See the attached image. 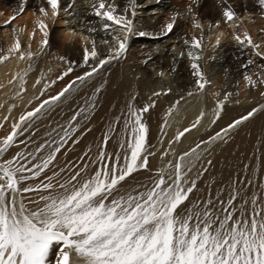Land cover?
I'll return each instance as SVG.
<instances>
[{
  "label": "snow or ice",
  "instance_id": "snow-or-ice-1",
  "mask_svg": "<svg viewBox=\"0 0 264 264\" xmlns=\"http://www.w3.org/2000/svg\"><path fill=\"white\" fill-rule=\"evenodd\" d=\"M257 2L264 10V0ZM138 3L139 0H127L120 9L115 0H100L95 16L110 22L104 24V30L109 31L115 24L125 33L104 41L110 47L109 54L102 56L93 41L91 49L84 50L83 64L89 70L83 75H77L56 94L41 99L56 80L73 71V62H69L56 80L44 82L42 76L36 79L32 87L39 94L34 108L11 118L18 105L7 106L4 120L11 118V130L0 137V264H264V176L258 175L260 169L244 164V175L232 176L215 192L216 181L200 186L201 177L208 171L202 163L208 146L261 109L253 108L207 141L177 153L172 143L201 125L205 115L202 111L190 127L177 132L174 141L169 140L168 149L161 151L160 158H170L154 173L149 157H155L157 152L149 142L144 113L155 106V101L139 109L129 104L127 113L115 117L102 138L69 156L81 145L84 132L91 131L85 126L96 103L89 97L64 123L50 114L105 65L124 55L135 34L133 18ZM196 3L192 0L188 5L189 13ZM46 4L48 7L41 5L34 10L36 25L44 37L40 52L21 51L17 39L8 55L0 56V62L16 54L20 61L27 60L31 68V62L43 53V46L48 45V21H55L61 11L60 0H46ZM25 8L26 2L21 3L6 25L23 14ZM222 15L226 23L239 19L230 5L225 6ZM215 26H219V21ZM174 27L173 20L165 26V35ZM193 27L200 29L202 35L193 36L190 47L199 50L203 47V24L193 19ZM146 35L139 32L141 37ZM234 39L247 44L264 60L261 44L249 32L237 34ZM219 42L217 37V45ZM188 56L193 61L194 92H203L210 81L196 62L199 56H193L191 51ZM253 63L249 59L243 67L247 69ZM258 69L244 75L250 87H264V65H258ZM27 75L25 69L9 81L18 84L15 99L21 102L27 91ZM95 91L99 93L100 89ZM193 94L188 92L189 96ZM160 95L159 91L153 93ZM229 96L231 93L217 101L216 118ZM5 107L0 104V108ZM211 123L215 124L216 119ZM161 132H165L163 127ZM206 164L210 166L212 161L209 159ZM142 171L148 173L146 179L130 183Z\"/></svg>",
  "mask_w": 264,
  "mask_h": 264
},
{
  "label": "bare ground",
  "instance_id": "bare-ground-1",
  "mask_svg": "<svg viewBox=\"0 0 264 264\" xmlns=\"http://www.w3.org/2000/svg\"><path fill=\"white\" fill-rule=\"evenodd\" d=\"M187 1L139 0L136 16L133 18L135 34L130 37L128 49L124 55L105 65L99 74L87 80L84 85H80L68 101L60 104L50 114L52 118L63 123L70 118L75 110L83 106L89 97H92L96 103L95 109L90 110L89 122L85 126L91 131L88 132V135L81 137V145L75 153L69 154L70 157L102 138L108 130L109 123L115 117L127 113L129 104L139 109L155 101V106L148 113H144V121L149 126V142L155 146L152 150L157 152V155L150 160L153 165L152 170L159 169L170 158H160L161 151L168 149L169 140L174 141L177 132L190 127L202 111L205 115L201 125L186 133L179 142L172 143V148L177 153H183L195 147L202 140L207 141L209 137L217 132H222V129L246 115L253 108H259L260 111L229 130L223 139L216 140L208 146L207 152H218L214 154L211 168L206 173V177L201 179L200 186L204 187L216 181L217 183L213 185V192H215L221 183H227L232 176L244 175V164H250L252 169L258 167L260 169L258 175L264 176V95L261 94L264 93V87L252 88L244 80L245 73L259 71L258 65H264V60L257 57V60L245 69L243 65L250 59V55L253 57L256 55L251 47L243 48L233 43L234 36L243 35L245 31L249 32L255 41L258 31L255 24L259 21V23L264 22V10L259 7L257 0H197V3L193 4V19L201 22L204 28L203 46L207 53L203 66L198 64L205 77L210 72L209 68L218 63H224L239 80L237 87H232V90L227 91L231 93V96L225 101L223 110L216 118V103L224 100L226 92L223 89L224 84L221 78L212 80L211 89L208 90L205 87L203 92H194L195 77L192 75L191 69L193 61L186 62L185 57L180 59L174 53L173 48H168L171 44H175L174 48L180 51H185L190 47L191 38L194 35L184 33L183 27L187 25L182 19L176 18L183 7H188L192 3V0ZM23 2H26L25 11L13 21V29L6 30L2 34L0 56L8 55V49L17 39L21 42V51L40 52L41 41L44 37L36 25L37 13L34 10L41 5L48 7L46 0H0V8L4 9L9 17H12L17 14L20 4ZM72 2L78 3L77 0H60L59 16L55 21H48V45L43 46V53L31 62V68L28 67L27 60L20 61L16 54H12L7 61L0 62V104L6 105L5 108H0V125H2L0 137L10 132L11 118H18L21 111L31 110L37 105L36 96L39 93L32 87L37 78L42 76L44 82L56 80L57 76L67 70L69 62H73L71 66L75 68L74 71L60 82L56 80V83L51 85L52 88H49L41 99L47 98L48 95H54L67 83L74 80L77 75H83L86 70H89L88 66L83 64L84 50L86 47L91 49L93 41H95L98 52L102 56H107L110 47L104 41L111 40L112 36L116 34L125 35L115 24H111L109 31L104 30V24L110 22L95 16V6H98V0L89 3V5L95 3L93 7L81 6L78 9V6L75 7ZM126 3L127 0H115V4L119 5L120 9H123ZM228 5L237 13L239 19H235L234 22L238 21L239 24H242L240 31L234 30V22H225L222 13L225 6ZM6 8L7 10H5ZM161 17H166L167 24L175 21L173 31L167 35H165V28L159 25L158 21ZM193 19L190 31L200 37L201 30L193 27ZM76 20L79 21L76 22ZM217 21H219L218 27L215 26ZM56 27L61 30H57ZM89 29H95V31H89ZM141 31L146 32L147 35L139 36ZM33 32H35L34 36ZM59 34L62 35L59 36ZM182 35L189 41L188 44L185 43V40H176ZM263 35L255 41L261 44V51H264ZM76 37L80 39L75 41ZM217 37L220 41L218 45ZM228 38L232 41H229L228 45L225 43L219 47L220 43L225 42ZM67 41L71 42L66 45ZM155 45L160 47L158 51L155 49ZM244 51L251 54H246ZM209 57H214V61L211 62ZM250 67L252 68L249 69ZM25 69L28 70V75L25 77L27 91L22 94L21 102L15 99L18 84L16 82L10 84L9 81L13 76L23 74ZM160 73H164L163 79H161ZM39 87L37 86V89ZM97 88L100 89L99 93L95 91ZM169 89L171 91L165 95L164 93ZM157 91L161 92V95L153 96V93ZM190 91L194 93L191 96L188 95ZM181 97H183L182 100ZM29 100L33 102L29 104ZM178 100L180 103L176 104ZM10 103H16L18 107L13 109L11 118L5 121L4 117L8 116L7 106ZM213 119H216L215 124L211 123ZM47 123L48 119H45L44 124ZM122 124L123 121L121 127ZM162 127L165 132H161ZM82 131H84L83 128ZM231 134H234L232 140L222 146L221 144L224 143L221 142L230 138L228 136ZM147 175L148 173L143 171L135 174V179L130 183L144 181ZM249 175H251V169Z\"/></svg>",
  "mask_w": 264,
  "mask_h": 264
},
{
  "label": "rangeland",
  "instance_id": "rangeland-1",
  "mask_svg": "<svg viewBox=\"0 0 264 264\" xmlns=\"http://www.w3.org/2000/svg\"><path fill=\"white\" fill-rule=\"evenodd\" d=\"M78 1V3H75V2H72V4H74L75 5V7H76V5L78 6L77 7V9L79 8V7H81V6H84V7H86V8H88V7H93L94 6V4H92V5H89V3L91 2V1H93V0H77ZM95 1V0H94ZM188 1H190V0H188ZM187 1V2H188ZM100 2V0H98V3ZM166 2H169V0H166ZM83 3V4H82ZM188 4V3H187ZM187 9H188V7L187 6H185V7H183V10L182 11H180V12H178V15L176 16V18H178V19H182L183 21H184V23L187 25V26H185V27H183L184 28V33H191L192 35H194L195 37H198V35H196V34H194V32H191L190 31V29H191V26L190 25H192V23H191V20L193 19V14L192 13H189L188 11H187ZM0 44H2V42H3V40H2V34L4 33V31H6V30H9V29H13V26H14V24H13V22L11 23V24H8V25H6V21H8L11 17H9V15L8 14H6V12H4V9H1L0 8ZM5 10H7V8L5 9ZM9 14H10V12H8ZM180 14H182V15H180ZM8 15V16H7ZM9 17V18H8ZM159 17V16H158ZM15 21V20H14ZM79 21V20H78ZM77 20H76V22H78ZM159 22V25H160V27H164L165 28V26L167 25V23H166V17H161V19H160V21H158ZM260 22V21H259ZM256 23L255 24V26L257 27V32H256V39H255V41H257V39H258V37H262L261 35H263L264 34V32H262L261 30L262 29H264L263 27H264V22L262 21L261 23ZM235 23V26H234V30H238V31H240V29L242 28V24H239V22L238 21H235L234 22ZM252 23H253V20H252ZM237 24H239V25H241L239 28L236 26ZM259 27V28H258ZM56 29L57 30H61L59 27H56ZM115 30V29H114ZM62 34H59V36H61ZM264 36V35H263ZM80 38L79 37H76L75 38V41H77V40H79ZM176 40H185L186 41V39L184 38V35H182V36H180L179 38H177ZM205 40V39H204ZM204 40L202 41V44H204ZM235 40V39H234ZM229 41H232V39H227L225 42H222V43H220V45H219V47L220 46H222V44H225L226 43V45H228V43H229ZM61 42V41H60ZM71 41H67L66 42V45H68L69 43H70ZM233 43H235V44H237V45H239V46H241V47H243V48H247V47H249L247 44H244V45H241V44H239L236 40L235 41H233ZM24 47V46H23ZM155 47V49L158 51L159 49H160V47L158 46V45H155L154 46ZM175 47V44H171V45H169L168 46V48H173V50H174V53H176V55L180 58V59H183V57H185L184 59H185V61L186 62H191L192 60L189 58V56H188V53H189V51H191L192 52V54H193V56H195V55H198L199 56V59H198V61H196L197 63H199L201 66H203V64H204V57H205V55H206V53H207V51H206V48H204V46L202 47V49H199V50H197V49H193V48H191V47H189V49H186L185 51H183V50H178L177 48H174ZM128 49V48H127ZM126 49V50H127ZM222 48H221V52H222ZM244 52H246V54H251L250 52H248V51H244ZM158 53H161V52H158ZM183 53V55H181ZM179 54V55H178ZM214 54V53H213ZM209 55V54H208ZM214 55H216V54H214ZM214 57H209V60H211V62L212 61H214V59H213ZM250 59H252L254 62L257 60V56H255V57H253V56H251L250 55ZM263 63H264V61H263ZM219 64V65H218ZM217 65H215L214 67L212 66L211 68H209L210 70V72H208V74L206 75V79L208 80V81H210V84H207L205 87H206V89H211V84H213V81H214V79H220L221 78V80H222V82H223V84H224V87H223V89H224V91H226L225 92V94H227V93H229V92H227L228 90H232V87H237L238 86V83H239V80L237 79V77L235 76V75H233V73H232V71H230L231 69L229 68V67H227V64H224V63H218ZM72 67V66H71ZM73 68V71H74V67H72ZM215 68V69H214ZM252 67H250L249 69H251ZM212 70V71H211ZM72 71V72H73ZM71 72V73H72ZM71 73H69V75L71 74ZM162 78L161 79H163V76H161ZM208 77V78H207ZM254 79H255V76H254ZM213 80V81H212ZM61 80H57V82H60ZM229 87H230V89H229ZM49 88H52V86H50ZM253 88V87H252ZM64 123V122H63ZM46 125V124H45ZM41 131H43V128L41 129ZM88 132L89 131H85L84 132V135L86 136V135H88ZM234 135V134H233ZM233 135L231 134L230 136H228V137H230V138H226L224 141H222L221 143H224V144H221L222 146H225V145H227L231 140H232V137H233ZM194 137V136H193ZM83 138V137H82ZM81 138V139H82ZM194 139V138H193ZM13 151V150H12ZM216 153L218 152V151H215ZM216 153H214L213 151H209L208 152V154H206L205 155V157H204V161H202V163L204 164V166L205 167H207L208 168V171H209V169L211 168L210 166H208L207 164H206V161L207 160H213V157L215 156L214 154H216ZM213 154V155H212ZM152 159V157H149V160H151ZM150 166H151V168L153 167V165L151 164V161H150ZM156 170H158V169H154L153 170V172H155ZM208 171L206 172V173H208ZM204 174V176L203 177H201V179L202 178H205L206 177V175L207 174Z\"/></svg>",
  "mask_w": 264,
  "mask_h": 264
}]
</instances>
